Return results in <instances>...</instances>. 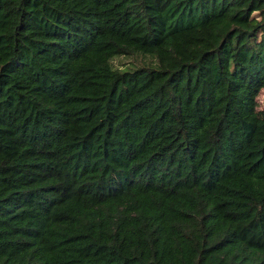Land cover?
I'll list each match as a JSON object with an SVG mask.
<instances>
[{"label": "trees", "instance_id": "16d2710c", "mask_svg": "<svg viewBox=\"0 0 264 264\" xmlns=\"http://www.w3.org/2000/svg\"><path fill=\"white\" fill-rule=\"evenodd\" d=\"M263 88L264 0H0V264H264Z\"/></svg>", "mask_w": 264, "mask_h": 264}, {"label": "rangeland", "instance_id": "374dc122", "mask_svg": "<svg viewBox=\"0 0 264 264\" xmlns=\"http://www.w3.org/2000/svg\"><path fill=\"white\" fill-rule=\"evenodd\" d=\"M141 57H147V55L138 54L136 57H117L113 60V64L119 68H125L128 66H131L133 63H140L143 59ZM141 64L150 65L149 62H142ZM137 65V64H135ZM257 102H258V109L264 108V88L260 90L258 96H257Z\"/></svg>", "mask_w": 264, "mask_h": 264}]
</instances>
